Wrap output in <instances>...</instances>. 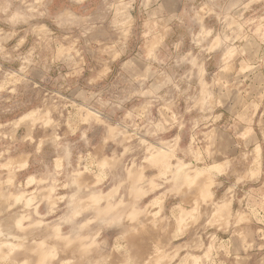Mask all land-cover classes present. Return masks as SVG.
<instances>
[{
	"label": "rangeland",
	"instance_id": "1",
	"mask_svg": "<svg viewBox=\"0 0 264 264\" xmlns=\"http://www.w3.org/2000/svg\"><path fill=\"white\" fill-rule=\"evenodd\" d=\"M0 264H264V0H0Z\"/></svg>",
	"mask_w": 264,
	"mask_h": 264
}]
</instances>
